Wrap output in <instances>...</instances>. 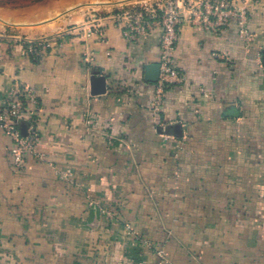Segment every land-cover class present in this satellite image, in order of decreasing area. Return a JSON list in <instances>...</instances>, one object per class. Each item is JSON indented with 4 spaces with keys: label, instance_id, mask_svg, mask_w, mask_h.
Returning a JSON list of instances; mask_svg holds the SVG:
<instances>
[{
    "label": "crops",
    "instance_id": "obj_1",
    "mask_svg": "<svg viewBox=\"0 0 264 264\" xmlns=\"http://www.w3.org/2000/svg\"><path fill=\"white\" fill-rule=\"evenodd\" d=\"M147 1L0 14V108L16 87L40 101L23 171L0 128V264H264V0L242 1L250 42L183 18L158 112L161 29L132 42L109 18Z\"/></svg>",
    "mask_w": 264,
    "mask_h": 264
},
{
    "label": "built area",
    "instance_id": "obj_2",
    "mask_svg": "<svg viewBox=\"0 0 264 264\" xmlns=\"http://www.w3.org/2000/svg\"><path fill=\"white\" fill-rule=\"evenodd\" d=\"M249 9L236 0H151L124 6L110 13L114 23L129 41H138L156 29H161V59L159 76L155 84L153 109H162L167 91L183 79L174 63V53L179 40V26L183 18L213 33L229 28L233 23L239 34L248 42L252 40L249 29ZM99 26H91L89 35L99 32ZM51 47L45 40L26 43L24 52L35 58L42 57ZM40 101L28 87H16L0 108V128L13 145L11 155L18 171L26 167L27 156H36L40 140L38 118ZM23 127H25V132ZM131 230V226H127Z\"/></svg>",
    "mask_w": 264,
    "mask_h": 264
},
{
    "label": "rangeland",
    "instance_id": "obj_3",
    "mask_svg": "<svg viewBox=\"0 0 264 264\" xmlns=\"http://www.w3.org/2000/svg\"><path fill=\"white\" fill-rule=\"evenodd\" d=\"M61 0H0V14L8 16V18H16L18 20H31L33 22L41 21L45 17L50 16L51 10L54 11L53 16H58L57 13L61 10ZM243 0H236L240 4ZM58 41L61 42V36H58ZM45 40L49 43L53 41L49 38H43L35 41ZM34 41V42H35Z\"/></svg>",
    "mask_w": 264,
    "mask_h": 264
},
{
    "label": "water",
    "instance_id": "obj_4",
    "mask_svg": "<svg viewBox=\"0 0 264 264\" xmlns=\"http://www.w3.org/2000/svg\"><path fill=\"white\" fill-rule=\"evenodd\" d=\"M157 80H158V79H157ZM157 80H156V81H157ZM230 114H231V115H234V116H237V112H236V110L233 111V112H231ZM24 132H25V129H24Z\"/></svg>",
    "mask_w": 264,
    "mask_h": 264
}]
</instances>
